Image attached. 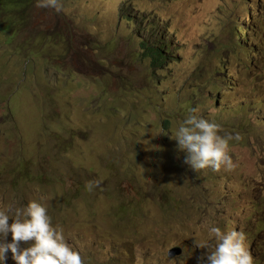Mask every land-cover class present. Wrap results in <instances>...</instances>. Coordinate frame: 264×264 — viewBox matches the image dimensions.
<instances>
[{"label": "rangeland", "instance_id": "obj_1", "mask_svg": "<svg viewBox=\"0 0 264 264\" xmlns=\"http://www.w3.org/2000/svg\"><path fill=\"white\" fill-rule=\"evenodd\" d=\"M10 1L0 0V208L42 202L82 264H204L207 249L198 241H211L202 224L227 231L229 214L245 220L243 179L254 169L264 183V97L258 110L242 111L246 120L235 123L250 129L249 142L230 143L236 150L230 170L192 172L173 131L164 132L155 114H173V130L191 106L221 126L233 114L219 110L224 118H216L203 97L211 80L198 88L190 72L201 62L202 37L220 33L219 22L237 5L227 18L225 0H147L143 13L133 10L162 39L179 41L172 46L178 60L159 72L162 87L152 92L137 40L150 28L144 21L129 26L118 13L120 2L140 0H60V11L35 2L23 10ZM223 28L224 42L231 34L227 23ZM255 71L258 81L245 77L241 84L254 97L264 89V50ZM103 122L112 129L104 130ZM90 180L98 183L88 191ZM183 196L188 200L174 204ZM217 200L223 209L214 206ZM133 202L135 215L115 217ZM248 205L258 209L254 200ZM181 239L188 245L179 244L181 254L168 258ZM5 256L4 264H15L10 252Z\"/></svg>", "mask_w": 264, "mask_h": 264}, {"label": "clouds", "instance_id": "obj_2", "mask_svg": "<svg viewBox=\"0 0 264 264\" xmlns=\"http://www.w3.org/2000/svg\"><path fill=\"white\" fill-rule=\"evenodd\" d=\"M225 1L222 17H230L229 14L237 5L236 12L227 22H219L220 33L215 31L202 37L200 43L204 47L202 59L190 75L198 88L202 87L205 78L211 80L205 87L203 97L209 101H206L209 106L218 112L216 118L220 119L221 116L224 118L219 110L231 109L233 114L224 119L222 125L224 132L219 133L220 125L214 122L216 120L211 119L209 115H198V109L193 106L195 108L178 123L174 135L171 136L176 141L177 149L184 153V163L194 173L196 170L206 168H210L211 171H217L221 167L225 170L232 169L235 165L228 154L230 140L237 145H245L249 142L250 131L249 128L235 123L246 120L242 111L249 115L252 110H258L263 105L264 89L261 96L254 97L251 93H244L241 84L245 77L251 82L259 80L255 67L264 50V0ZM127 4L120 2L118 13L122 6L127 9ZM35 6L61 10L60 0H35ZM127 11L129 18L123 20L127 21L129 26H136L144 21L147 22L144 25L146 29L150 28L148 35L137 40L139 49L141 42L145 41L147 46H153L158 50V56L163 63L157 70L149 67L150 74L153 71L157 72L155 77L158 79L161 70L169 69L170 64L178 60L172 46L178 45L179 41L177 38L165 41L156 34V26L148 18L135 14L132 9ZM225 23L228 24L229 36L230 34L231 36L223 42L221 36ZM210 45L213 46L212 49H209ZM212 54L216 55V60L211 64L209 56ZM143 60L149 66L148 61L144 58ZM200 73H203L202 79ZM155 77H151V85ZM225 99L230 101L226 102ZM107 112L109 113V110ZM108 117L109 114L105 118ZM232 129L244 132L247 140L240 138L238 133L233 135ZM227 130L231 134L222 136ZM237 172L240 174L244 171L236 170L235 177ZM243 180L244 203L247 204L245 207L249 210L248 215L245 220H241L229 214L226 228L231 224L233 227L227 231H222L215 224L207 222L202 224L211 241V244L198 241V246L207 249L204 264H264V183L259 180L254 169ZM97 183L96 180L86 181V190L91 191ZM251 200L257 202L258 209L248 205ZM219 202L217 200L214 206L223 209ZM241 203L238 206H241ZM127 206L117 208L115 217L135 215L132 209L125 213ZM179 226L181 224L173 227ZM169 231L179 233L180 228H170ZM9 234L10 242H5ZM21 242L26 246H21ZM181 243L188 245L187 240L181 239L180 243H176V246L168 250L166 254L168 258H176L181 254V247L178 246ZM175 248L179 249L180 253L169 256V251ZM7 252L11 253V259L15 264H82L80 254L66 243L62 229L52 224L44 204L35 199L15 209L10 206L0 208V264H4Z\"/></svg>", "mask_w": 264, "mask_h": 264}, {"label": "trees", "instance_id": "obj_3", "mask_svg": "<svg viewBox=\"0 0 264 264\" xmlns=\"http://www.w3.org/2000/svg\"><path fill=\"white\" fill-rule=\"evenodd\" d=\"M17 1L20 3V7H22L23 10H25L28 6L34 4V2H35V0H17ZM10 2L14 3L13 0H11ZM8 6H10V7L13 8V5L12 4H10ZM126 7H127V9H124L123 6L120 8L119 13H120V18L121 19L129 18V13L127 11L129 9H132V10L137 9V10H139L142 13L143 10L147 7V0H140L136 5H133L131 3H128L126 5ZM0 12H1V9H0ZM19 22H22V19L21 18L19 20H17V23H19ZM10 27H11V25L9 23H5L3 25L4 31H8ZM140 50H141L142 57L145 60L148 61L149 67L152 70H157L158 69V66L163 63V61H161L160 58H159V56H158V54H159L158 50L155 47H153V46H147L145 41H142L141 42V44H140ZM155 76H157V72L153 71L151 73V76L150 77H155ZM199 76L202 79L203 78V73H200ZM162 84L163 83L161 81H158L157 77H155L152 80V85H150L148 87V89L151 90L152 92H154V88L155 89L156 88H161L162 87ZM189 102H192V100L188 101V103ZM193 108H195V107L191 106L190 108L187 109V115H189L191 113V109H193ZM110 114H112V113H110ZM110 114H109V116H110ZM171 116H173V114H170L168 112L165 115H163V114L161 115L159 113H156L155 114V118H156V121L155 122L161 124L162 128L164 129V132H168V131H171L172 132L173 131L172 133L174 134L175 129L174 130L171 129V127H174V126H172V122L173 121L171 119ZM220 119H223V116H221ZM214 122L217 123L218 125H220L219 133H223L224 132V128H223V126H221V123H218L216 121H214ZM103 127H104V130L107 129V128L112 129L111 126L107 122H103ZM227 131H229V130H227ZM232 132H233V135L238 133L239 136H240V138H243V139L247 140L244 132L236 131L234 129H232ZM230 134H231V132H230ZM238 141H240V139ZM230 142H233V140H230ZM228 154L230 155L231 158H233V159L236 158V150H235V147L233 145H230L229 144ZM235 161H236V159H235ZM192 192H195V189L194 188H191L190 189V194ZM187 200H188V198H186V197L183 196L181 199H179L178 201H176L174 204H176L178 202H182V201H187ZM219 203H220V205L222 207H224V202H219ZM128 206H132L131 209H132L133 213H135L136 208H135L134 202L133 203H130ZM128 212H130V211L129 210H126L125 211V213H128ZM177 225H179V224H177ZM177 234H178V232H177Z\"/></svg>", "mask_w": 264, "mask_h": 264}, {"label": "water", "instance_id": "obj_4", "mask_svg": "<svg viewBox=\"0 0 264 264\" xmlns=\"http://www.w3.org/2000/svg\"><path fill=\"white\" fill-rule=\"evenodd\" d=\"M180 253V250L175 248V249H171L169 251V256H173V255H176V254H179Z\"/></svg>", "mask_w": 264, "mask_h": 264}]
</instances>
